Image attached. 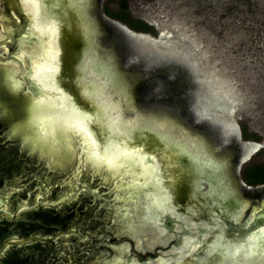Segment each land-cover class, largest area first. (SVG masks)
I'll return each mask as SVG.
<instances>
[{
    "label": "flooded vegetation",
    "instance_id": "af4514ba",
    "mask_svg": "<svg viewBox=\"0 0 264 264\" xmlns=\"http://www.w3.org/2000/svg\"><path fill=\"white\" fill-rule=\"evenodd\" d=\"M112 1L87 0L81 6L74 0H60V3L64 5V8L60 9V3L57 5L53 0H46L49 8L47 24L54 30L52 39L55 61L60 69L56 85L71 95L78 107L90 114H94L96 106L91 105V101L87 99L86 102L84 101V89L91 90L92 86L94 84L98 86L99 82L102 85H109L112 89L120 90L124 100L126 93L132 96H130L131 104L126 114L128 118H134L140 114L144 117H155L159 121L165 119L177 121L194 135L203 137L206 147L211 149V152L216 150V153H213L216 159L227 161V164L223 166L225 172L231 175V179L229 180L230 177H228L226 181L231 183L230 188L240 203L247 207L245 213L240 212L239 223L225 217L223 219L219 214V221L226 226L223 227L225 241L232 244L241 243L244 240L241 238L242 224L251 214L264 210V182L246 181L245 174L249 169L245 170L243 175L241 173V167L264 150L262 135L256 132L254 134L258 133V138L254 134L247 137V129L243 125L241 137L238 131L233 133L225 131L222 123L211 117L210 114L214 111L212 109L200 116L193 107L198 103V99L193 93L197 84L192 79L194 74L191 68L176 61V56L165 54L164 51L159 52L158 49L142 51L138 48L139 45L134 48L133 42L136 40L133 37L134 34H149L139 30L138 27L141 26L133 27L136 23L133 20L128 22L124 20L123 12L118 14L113 11L110 8ZM123 4L124 2L118 12L126 10L123 9ZM68 21L72 24L71 27ZM61 30L65 33L71 31V36L75 37L76 41L67 39L63 44L59 42ZM156 32L159 38L160 31L156 30ZM29 34L33 35L30 43H28ZM0 36L3 37L0 39V55L16 58L22 63V65L14 61L8 64L0 63V107H2L0 110V157L10 162L3 169L0 168V210L8 209L12 212L22 206L34 207L41 203L53 206L38 208L24 215L19 221L12 222V227L16 229L25 231L22 224H27L29 229L27 232L10 229L2 241L10 236H40L54 240L10 247L7 252L13 250L16 256L13 257L14 260H10L9 264L16 262L18 264H112L117 260L124 264H175L186 237L180 238L176 246L169 249L161 244L164 239L160 234V227L157 228L159 231L157 236L162 238L156 242L147 233L136 235L130 225L132 220L137 222L134 209L135 198L138 195L133 192L130 182L127 181L131 177L128 169L121 172H109L106 168L95 166L87 159L81 162L82 150L78 148L77 142L82 143V140L79 136L72 133L61 135L59 141L53 137L43 140L44 129L42 130L40 123L34 128L41 141L45 143L47 150L44 154L36 147H29V141H25L26 136H18L19 132L15 128L21 117L16 115L6 97L32 98L30 92H27L23 76L30 69L27 79L30 82L33 81L30 79V74L34 76L33 64L43 60L39 58L41 51H45L50 43L48 36H43L35 30L33 17L26 9L25 0H0ZM36 37L40 41H37ZM157 38L153 37V39ZM92 60L95 61V65L101 66L102 71L98 75L91 70L94 64L90 62ZM85 64L88 65V71L82 72L81 68ZM17 81H22V89L16 86ZM82 105L88 107L84 108ZM91 128L108 137L111 134L103 131L98 124H92ZM56 142L58 143L55 146ZM111 142L121 143V140L111 137ZM135 142L132 145H127L128 143L126 145L129 149L137 150L141 149L140 143L146 140L141 138L139 142L137 139ZM251 143L261 144L262 147L244 161ZM6 151H12L15 157L7 156ZM147 151L148 149H144L143 153L150 156L151 154ZM32 152L36 157L30 158L29 155ZM26 161L31 164H27ZM35 161H42L44 171L40 172L41 170L36 168L33 163ZM21 164L27 170H24ZM40 176L45 181L44 184L40 181ZM21 180L27 183L25 189H30L28 193L19 194L18 189L12 188L19 183L22 184ZM38 183L41 184V189L35 188ZM206 187V189L209 188ZM20 196L24 199L19 198ZM176 197H182L181 193H177ZM8 200L11 202L16 200L14 210L3 204ZM239 207L232 206L237 209ZM127 209H130L128 217L124 215ZM213 210L206 207L205 214L196 217L200 212L193 205L192 211H196V215L191 212L188 218L193 222L192 224L211 225L215 216ZM183 213L186 214L185 211ZM242 214L243 217H241ZM144 216L142 214L141 217L144 218ZM2 219L5 218H1L0 221ZM178 226L176 224V231H182L183 228ZM257 226H264V220ZM189 232L192 233V231ZM217 235L219 232L213 231L204 239V244L214 243ZM166 236L173 237V234L167 232ZM192 237L193 233L187 238ZM202 249L198 250L199 255L193 254L197 256V259L185 256L184 263L201 264L206 255ZM7 252L0 257L1 264H7L2 261L7 257H5ZM7 258L10 259V257ZM238 261H226L224 256L217 252L208 257L205 264H238Z\"/></svg>",
    "mask_w": 264,
    "mask_h": 264
},
{
    "label": "water",
    "instance_id": "95a60500",
    "mask_svg": "<svg viewBox=\"0 0 264 264\" xmlns=\"http://www.w3.org/2000/svg\"><path fill=\"white\" fill-rule=\"evenodd\" d=\"M25 6L27 11H29L32 14L35 30L43 36H48L50 43V46H48L45 51L43 50L41 51L39 58L43 60L41 62L40 61L34 62L33 74L35 75L38 70L43 71L44 68L47 67L59 69L55 61V57H56L55 48L53 47L54 42L52 39L54 38L53 27H49V24L43 23L41 18L36 15V10L31 0H25ZM59 8L63 9L64 5L60 3ZM68 25L70 27L72 26L70 21H68ZM69 30H71V28H69ZM71 35H72L71 31L65 33L61 30V38L59 39V42L61 41L63 44L67 41V39L68 40L71 39V41H76V38L72 37ZM29 37L30 40H28V43H30L33 35L29 34ZM133 37L136 39L135 42H133L134 48L138 47L137 45H139L141 48L140 47L138 48L141 49L142 51H148L152 49H154L155 51H157L158 49L159 52L164 51L161 47H159L147 36L141 34L138 35L134 34ZM35 39L37 41H40L38 37H36ZM164 53L168 54L166 51H164ZM26 55L30 57L28 53H26ZM10 61H14L17 64L22 65L21 61L17 60L16 58H6L0 55L1 64H8L10 63ZM95 64L96 63L93 64L91 70L94 74L98 75L99 73H101L102 69L101 66ZM59 71L60 69L54 74L47 73L48 75L53 76L55 85L57 84L56 78ZM29 73H30V69L29 71L26 72V74H24L23 80L26 84L27 92H30L32 98L15 96L13 98L6 97V100L9 104L13 106L14 111L17 113L16 115H19L21 117V119L18 121L19 122L18 125L15 128L16 131L19 132L18 136L20 137L26 136L25 141L26 142L29 141L30 143L29 147L31 148L36 147L42 154H44L45 150L47 149L45 148L44 141L42 142L39 136L37 135L36 132L37 130H35L34 128L35 125H38V123L42 124V130L44 129L42 134L43 140H47L48 138L53 137L54 139L59 141L61 135L72 134V131L63 127L62 117H66L67 114H64L62 109H60L55 103L60 98L59 91L52 90L46 93H42V96L47 101V103L42 110L36 108V98L34 95V90L39 87L37 84H35L34 81L31 82L28 81L27 74ZM97 82L98 81H96V83ZM16 86L22 89L23 88L22 81L19 82L17 81ZM56 87L60 89L57 85ZM98 87H101L103 89V93L108 98L111 105L119 106L117 109L111 112V115L115 117L117 116V114H119V116L122 117L123 125L134 124L135 128L134 131L132 132L131 138L127 140H124V138L120 136V132L123 131V127H121L120 130L116 132L115 135H113L112 132L105 127V123H104L105 114L98 104H95L96 110L94 114H90V113L89 114L93 115L96 119H98L100 121V124L98 123H93V124H98L99 127H102L103 131L111 133L109 137H114L117 140L120 139L121 141H123L121 143L111 142L112 145L114 146V150L139 154L141 151L143 152L144 149H148L147 152H149L151 154L150 156L153 157V159L150 162L148 160H145L143 163L138 162V160L135 157H125L124 159H122L121 167L119 169H110L108 164H104L100 166L97 163L93 162L88 158V154H85L82 151L81 162H83L84 159H87L91 161V163H93L95 166H98L100 168H106L109 172L111 171L121 172L124 169H128V173L131 174V177L130 180L127 181L130 182L129 184L133 188L132 189L133 192H135L138 195V197L136 198L133 197L136 199L134 214L137 215L136 220L138 224L135 220H132V222H130V225L132 226L134 233L136 235H139L141 233H147L154 238V241L159 242L162 237L157 236V233L159 232L157 228L160 227L161 231H163L164 233L163 235L164 240H162L163 242H161L162 246L168 247L169 249H173V246L174 245L176 246V242L178 243L180 238L186 237L183 240L184 242L188 240L187 237L190 234H192L189 232L190 230L185 227L186 226L185 222L188 221L191 224L193 223L188 218V214L191 212H193V214L196 215V211H192L193 205H195L198 208V212H200V214L198 213L196 217H200L201 215L205 214L206 207H210L214 209L213 213L215 215L212 219V222L214 221V219L220 220V217H222L223 219L225 217L228 218L230 221H232L231 217L235 215L238 210L237 208H232V206L238 205L239 207L241 203L235 196L232 189L230 188L231 183L226 181L227 178L231 176L229 173L227 174L225 172V167L223 166L227 164L226 163L227 161L223 162L222 160L219 161L218 159H216V157L214 156L216 150L211 152V149H208L206 147V142L203 137L194 135L190 130H187L185 127L179 125L177 121L174 122L165 119L161 122L169 121L173 124V126L176 128L174 137L177 141L182 142L185 139L184 133L187 132L190 134L194 144L189 145L187 151H181L180 149L176 148L174 145L165 144L159 139L156 133L142 127L144 124V120L151 117H144L143 115L140 114L135 116L134 118L127 117L126 115L127 109L131 104V102L129 104L128 101H130L132 97L130 94L128 95V93H126L124 100L122 96L123 94L120 93L121 92L120 90L118 91L117 89H112L109 85L107 86L102 85V83L100 82L98 83ZM193 93L198 99V103L194 104L193 107L196 108V111L200 116L201 115L203 116L205 113L207 114L206 111L209 112V109L214 110L207 96L201 91V89L198 86H196ZM73 100L75 99L73 98ZM84 101L86 102L85 97H84ZM90 103L91 105H93L92 102ZM82 106H84V108L88 107L87 105H82ZM210 115L213 119H217L220 121L215 110ZM91 126L92 125H90V127ZM223 128L226 131L224 126ZM45 129H47V131H45ZM16 131L14 130L15 134ZM141 138L146 140V142L140 143L141 144L140 147L142 150L129 149L127 145H132V143L133 144L136 143L135 142L136 139L139 142ZM155 140H157V142H155ZM57 143L58 142H56L54 145L56 146ZM77 143L79 145L78 148H81L82 150L84 141L82 140L83 144L80 141H78ZM201 149L203 154L206 155L208 158H210L212 161H214L215 164L218 165V167L216 168L206 167L203 164L198 163L193 158V154L197 153ZM25 150H28V148H25ZM6 153L7 156H11L13 158L15 157V154L12 153V151H8V152L6 151ZM29 156L30 158L33 156L36 157V155H33V152L30 153ZM26 162L27 164H31L28 161ZM219 162L222 163L220 164ZM33 163L35 164L38 170H41L40 172L44 171V164L42 163V161L40 162L35 161ZM7 164H10V162L0 157V168L3 169V167ZM21 166L23 167V164H21ZM23 168L24 170H27L25 167ZM7 172L5 174H7ZM39 178L40 181L44 184L45 181L42 180V177L40 176ZM230 179L231 177L229 178V180ZM21 182L22 184L19 183L18 186L12 188L18 189L19 194L28 193L30 189H25L27 183H23L24 182L23 180H21ZM31 186H35V184L34 185L31 184ZM206 186H208L210 189L212 188V190H209V188L206 189L207 188ZM224 186H226L228 190H230V192L232 193V195L228 196L227 199H222L220 195ZM35 188L41 189L42 186L40 183H38L35 186ZM177 193H181L182 197L180 198L176 197ZM165 196L170 197V202L168 204L164 203ZM19 198L24 199V197L22 196H20ZM15 202L16 200L15 201L13 200V202L8 200L7 203L5 201V203L3 204H5V206L10 208L11 210H14ZM47 207H53V206L51 204L41 203L34 207L22 206L17 211H12V212H10L8 209L0 210V219L5 218L11 222H17L24 215L31 213L37 210L38 208H47ZM246 208L247 207L243 209V213H245ZM217 210L219 213L217 212ZM184 211L186 212V214L183 213ZM129 212L130 209H127V211L124 212V215L128 217ZM262 212H264V210H261L253 214L259 216L260 213ZM142 214L145 215L144 218L141 217ZM253 214H251L242 224L241 238L244 240L241 243L236 244L237 246L244 243L245 240L247 239V236L257 230L258 226L256 227V225L264 220V219H259V220L253 219L251 224H249L247 228L243 227L244 224L249 221V218L253 216ZM241 217H243V214ZM127 222H129V220ZM176 224L179 225L178 228L181 226L183 230L176 231ZM223 227L226 226L223 225ZM201 231H202L201 229H197L196 232L199 233ZM167 232H169L170 234L172 233L173 237L166 236ZM164 236H166V238H164ZM52 240L54 239H50L47 237H40V236H27V237L10 236L4 239L0 244V257L4 255L7 252V250L12 246H26L34 242L45 243V242H50ZM173 242L174 244L172 245ZM6 256L13 259V257L16 256V254L13 250H9L5 255V257ZM14 264H18V262ZM112 264H124V263L121 262L120 260H117L116 262H112ZM184 264H190V262H186Z\"/></svg>",
    "mask_w": 264,
    "mask_h": 264
},
{
    "label": "rangeland",
    "instance_id": "374dc122",
    "mask_svg": "<svg viewBox=\"0 0 264 264\" xmlns=\"http://www.w3.org/2000/svg\"><path fill=\"white\" fill-rule=\"evenodd\" d=\"M123 2L128 7L118 12ZM110 8L142 23L138 29L151 40L156 30L166 32L157 45L195 64L192 79L208 100L219 94L227 101L223 110L214 108L220 121L235 123L240 137L243 125L245 136L258 132L264 140V0H113ZM230 104L233 114L224 110ZM253 166L264 168V150L241 167L242 175Z\"/></svg>",
    "mask_w": 264,
    "mask_h": 264
},
{
    "label": "snow or ice",
    "instance_id": "6c2138e0",
    "mask_svg": "<svg viewBox=\"0 0 264 264\" xmlns=\"http://www.w3.org/2000/svg\"><path fill=\"white\" fill-rule=\"evenodd\" d=\"M31 2L36 10V15L41 18L43 23L47 24L49 20V8L46 0H31ZM53 2L58 5L60 0H53ZM74 2L82 6L87 2V0H74ZM49 27H51V25H49ZM90 35H92V33H90ZM0 39H3V37L0 36ZM90 62L94 63L95 61L92 60ZM58 70L59 69L57 68L47 67L44 68L43 71L38 70L34 76H31L30 74V79L33 80L35 84L40 85L39 88L34 90L36 108L42 110L47 103V101L43 98L42 93L52 90L59 91L60 98L55 103L60 109H62L64 114H67L66 117H62L63 127L71 130L74 135L79 136L81 140L84 141L82 151L85 154H88V158L90 160L100 166L108 164L110 169H119L121 167V161L125 157H135L140 163H143L145 160L150 162L153 159V157L143 153L142 151L137 154L114 150V146L111 143V137L106 136L104 133H97L96 131H93L90 125L93 123L99 124L100 121L93 115H90L87 111L78 107L75 104L73 97L67 92L58 89L53 80V76L47 74H54ZM81 71H88V65L85 64L82 66ZM83 96L93 104H98L100 106L105 114V127L109 129L113 135H115V133L123 127V131L120 132V136L123 137L124 140L131 138L135 125H123L122 117H120L119 114L115 117L111 115V112L119 106L111 105L108 98L104 95L101 87L94 84L91 90L85 88ZM128 102L130 104V101ZM0 110H2V107H0ZM142 127L156 133L159 139L165 144L174 145L181 151H187L188 146L194 144L190 134L187 132L184 133L185 139L182 142L177 141L174 137L176 128L169 121L161 122L155 117H151L144 120ZM45 131H47V129H45ZM193 158L198 163H201L206 167H218L214 161L203 154L202 149L193 154ZM220 195L222 199H227L228 196L232 195V193L226 186H224ZM169 202L170 197L165 196L164 203L168 204ZM245 207L246 205L240 204L236 214L231 217L234 222L239 223L240 212L243 211ZM253 219H264V212L260 213L259 216L253 214L243 227L247 228ZM185 223L189 230L192 231L193 237L183 242V246L179 250V256L177 257L175 264H184L185 256H191L193 259H197V256L193 254L196 253L199 255L198 250L202 249V245V250L206 253V255L204 256V261H202L201 264H205L207 258L213 256V254L217 252H220L226 261L237 262L239 258L238 264H264V227H258L256 231L247 236L244 243L237 246L236 244L225 241L223 234L224 228L218 219H214L213 224L211 225L191 224L188 221ZM196 229H201L202 231L197 233ZM213 231H218L219 235L215 237L214 243L205 245L204 239L211 235ZM160 234L164 235L163 231H161Z\"/></svg>",
    "mask_w": 264,
    "mask_h": 264
},
{
    "label": "bare ground",
    "instance_id": "6f19581e",
    "mask_svg": "<svg viewBox=\"0 0 264 264\" xmlns=\"http://www.w3.org/2000/svg\"><path fill=\"white\" fill-rule=\"evenodd\" d=\"M144 34V33H143ZM166 32H163V30L162 31H160V36H159V38H157V39H152V41L154 42V43H156V44H158V43H160L161 44V42H162V40H163V38H165V36H166ZM145 35V34H144ZM167 49V48H166ZM172 52H167L168 54H171L172 56H176V52L174 51V49H170ZM179 61V60H178ZM189 61V60H188ZM190 68H192L193 67V70H194V67H195V64H191L190 66H189ZM217 93V92H216ZM220 93V92H219ZM222 95V94H221ZM216 98H215V100L213 99V100H209L210 101V103H211V105H212V107L213 108H215V110L216 111H218V110H223V105H225V103L227 102L225 99H223L222 97H220L219 96V94H218V96L216 95L215 96ZM228 101H230V99H227ZM221 104H223L222 106H221ZM231 105V104H230ZM224 110H225V112H228V113H231V114H233L234 113V108H233V106L231 105L230 107H228L227 105H226V108H224ZM220 111H219V113H220ZM224 112V111H223ZM226 114V113H225ZM222 124H223V126L228 130V132H235V127H234V124L233 123H231V122H223L222 121ZM249 149H248V151H247V155H246V158H244V161L245 160H248L253 154H255L256 152H258L259 151V149L262 147V145L261 144H254L253 145V143H251V144H249ZM243 148V147H242ZM263 149V148H262ZM242 163V162H241Z\"/></svg>",
    "mask_w": 264,
    "mask_h": 264
},
{
    "label": "trees",
    "instance_id": "16d2710c",
    "mask_svg": "<svg viewBox=\"0 0 264 264\" xmlns=\"http://www.w3.org/2000/svg\"><path fill=\"white\" fill-rule=\"evenodd\" d=\"M127 4L124 3L123 4V9H127ZM125 17L127 16H122L123 19H126ZM138 26H143L142 23L137 22L133 24V27H137ZM245 179L246 181L250 182V183H256V182H264V168L261 167H252L246 174H245ZM23 228H25V231H23L22 229H16L14 227H12V222L6 220V219H2L0 221V243L2 241V239L4 237H6L10 231V229H15L16 231L22 230L23 232H27V230L29 229V226L26 224H22ZM14 232V231H13ZM13 249H15V247H13ZM11 258H3L2 261L4 263L9 264L10 263Z\"/></svg>",
    "mask_w": 264,
    "mask_h": 264
}]
</instances>
